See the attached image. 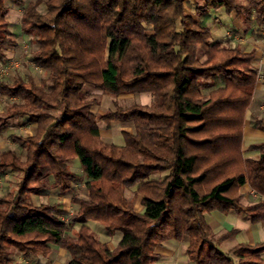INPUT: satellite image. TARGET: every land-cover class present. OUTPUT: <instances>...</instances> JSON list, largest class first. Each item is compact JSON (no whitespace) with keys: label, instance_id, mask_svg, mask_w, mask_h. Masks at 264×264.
<instances>
[{"label":"trees","instance_id":"obj_1","mask_svg":"<svg viewBox=\"0 0 264 264\" xmlns=\"http://www.w3.org/2000/svg\"><path fill=\"white\" fill-rule=\"evenodd\" d=\"M7 1L21 5L0 0V66L15 45ZM184 1L36 0L25 7L20 29L46 79L0 81V98L8 102L0 132L15 120L34 126L33 136L10 138L22 157L0 151V175H17L14 191L0 196V264H13L12 252L47 256L53 247L66 252L65 264H159L156 248L168 241L185 243L188 264H264V241L221 253L215 246L232 233L215 237L204 218L236 212L252 223L264 220L261 201L239 204L245 186L264 198V143L248 148L256 160L241 149L257 83L254 53L213 42ZM199 1L201 19L223 9L264 23V0ZM85 87L112 97L150 94L152 101L98 117V101ZM98 122L131 123L134 133L122 132L123 146L105 144ZM257 125L264 131V122ZM73 160L79 172L69 168ZM154 172L166 175L150 180ZM50 183L61 193L83 185L68 223L57 204L31 202ZM132 187L141 196L138 213L123 196ZM88 222L106 237L120 233V241L110 250Z\"/></svg>","mask_w":264,"mask_h":264},{"label":"crops","instance_id":"obj_2","mask_svg":"<svg viewBox=\"0 0 264 264\" xmlns=\"http://www.w3.org/2000/svg\"><path fill=\"white\" fill-rule=\"evenodd\" d=\"M186 10L187 9H185V12ZM215 11L217 15H214L213 17L208 15V17L203 18L204 23H206L207 25L211 23L210 24L212 28L210 31L211 34L212 32H217V24H219L220 22H224L223 34L218 35L217 39L213 38L214 39L213 42H219L222 43L223 45H230V46L232 45L234 47L239 48L243 54H249L252 52L254 53L255 60L252 66L257 73V79H256L257 83L252 93L251 102L246 110L244 117L241 149H242V156L245 159L256 160L258 157V153L255 151H249L248 148L254 144L264 143V131L261 130L257 125L258 122H264V83H263L264 43L262 41L264 36V23L261 25L256 24L254 22V17H251L249 20L246 21L244 20V18L237 17L234 12L226 13L224 10L222 12L221 9ZM11 12L12 11H10V9H7L6 21L8 20V18H11L12 16ZM188 14L192 17L190 13ZM19 29H20V20H19ZM5 60L7 63L8 62L7 60L10 59L6 58ZM7 67L8 66H6V68ZM258 75L260 77H258ZM151 101L148 99V103L146 104L149 105ZM95 109L96 108L93 109V113ZM98 123H97L98 128L100 127L99 130L101 128L108 130L106 134L99 133L101 140L114 141L116 136L118 137L120 136L122 138L121 145H115V146L124 145L122 132H127L130 134L134 133V128L131 123H116L120 126V128L117 129L118 132L115 131L116 133H111L109 131L111 123H115V122H111L107 126L103 122H98ZM14 124L19 126H33V125L24 124L23 120H15ZM14 124L13 121L8 122L6 129H8L11 125ZM102 142L105 143L104 141ZM105 144H111V143H105ZM69 163H68L69 168L71 170L74 169L72 171L75 172L80 171V169L77 167L76 164H73L72 167L69 165ZM56 189L59 191L58 188ZM69 195H70V191L66 193H61L60 198L63 199L62 201H64L65 198ZM123 196L127 201L133 204V208L135 212L138 213L142 211L141 196L135 194V191L133 192V190L130 189L125 190ZM62 201L59 200L54 204L59 205L58 203ZM258 201H261L263 203L262 210L264 212V198H259L258 195H256L253 191H251L247 186L243 187L240 190L239 204L242 207L253 206L257 204ZM62 210L66 212L65 211L66 209L62 208ZM205 221L208 224L211 231L214 233L213 235L215 237L229 232L232 233V235L228 239H226L219 245L215 246L218 249L223 244L229 242L228 245L226 244L225 249L223 251H220L221 253H227L230 249H232L237 245L245 244V245L253 246L255 244L264 241V220L252 223L250 218L242 213L228 212L226 214H221L219 212H211L207 214ZM86 225L88 226L91 232H94V234L97 235V238L100 240V242L105 243L110 250H112L121 239V235L118 232L114 233L111 237H106L103 234L102 228L100 226H97L94 222H88ZM185 248H186L185 243H177V242H169V241L165 242V244L162 243L160 246L156 248V252L160 255L159 264H173L174 259L178 261L174 264H188L185 255ZM52 249L53 250L51 251V253L48 254L47 256H40V255L23 256L22 254L16 252L14 254V258L11 259L13 261V264H65L67 260L66 252L58 247H53ZM262 258L264 259V254L262 255Z\"/></svg>","mask_w":264,"mask_h":264},{"label":"rangeland","instance_id":"obj_3","mask_svg":"<svg viewBox=\"0 0 264 264\" xmlns=\"http://www.w3.org/2000/svg\"><path fill=\"white\" fill-rule=\"evenodd\" d=\"M36 0H21V5L13 4L12 2L7 1L5 3L7 9H10L11 12V18H8L7 22L9 24L12 37L10 41L14 42V46L11 47L10 50L6 51V58L10 59L7 60L8 62H13L17 64H13V66L10 64L5 70V72L0 77V81L4 79L6 82L10 83L14 78H21L23 80L32 79L37 85H43L45 83L46 79V73H44L42 70L38 69L31 61H30V55L32 51L35 49V45L31 41L30 37L21 33L19 29V20H21L23 15V10L29 3L35 2ZM45 0H41V2H44ZM199 0H185L184 1V7L186 10V13H190L192 17L195 20H198V22H201L204 27H207L211 31L210 24L204 23L203 19L199 18V16L195 12V8L199 6ZM38 10L43 12L44 7L43 4L38 6ZM188 11V12H187ZM223 12V9H221ZM215 10L209 11V16L213 17L214 15H217L215 13ZM243 18V17H239ZM223 23L220 22L217 24V32H212L211 40L213 41V38H218V35L223 34ZM264 43V42H263ZM223 45L222 43H220ZM223 46H230V45H223ZM232 46V45H231ZM9 69V71H8ZM8 74V75H7ZM84 93L89 95L90 97L95 98L98 101L97 107H95L94 114H96L98 117L102 116L108 112H114L115 109H124L127 107H130L132 105H139V106H149L148 99L151 101V95L150 94H124L119 95L117 97H112L108 95H104L101 92L92 89L91 87H85ZM207 92H204L205 95ZM8 105V102L0 98V115L3 113L4 108ZM102 110V111H101ZM101 111V112H100ZM15 121H13L14 124ZM99 124V123H98ZM107 126V125H106ZM100 128V127H99ZM120 126L116 123H111L109 131L111 133L118 132L117 129H119ZM108 130H105L104 128H101L99 130V133L106 134ZM116 131V132H115ZM34 134V127L33 126H19V125H11L8 129L0 133V151H6L8 149H13L17 152V154L22 157L23 151L15 145L12 140L10 139L12 136H20L22 138L31 137ZM105 143H111L114 145H121L122 138L119 136H116L114 141H106L101 140ZM23 160V158H22ZM73 164H76L79 168V164L77 160H73L69 163L70 166L73 167ZM74 170V169H72ZM166 173H159L154 172L150 175L149 179L154 181H161L165 177ZM17 181V175L7 171L4 175H0V196H3L7 194L8 192L14 191L15 184ZM136 187H132L130 190L135 191ZM128 190V189H126ZM124 194V192H123ZM61 193L53 186L52 183L49 184V191L47 194L40 196V197H32L31 202H34L35 204H41V203H56L57 201H62L63 199L60 198ZM84 196V190L82 184H75L72 190L70 191V195L65 198L64 201L58 203L59 208L66 209L67 216L63 219L69 222L70 218L74 215L76 207L71 202L72 199L82 197ZM207 214H204V218H206ZM92 226V225H91ZM77 225H74V230H77ZM93 235L97 238V235L92 232ZM213 233V232H212ZM214 234V233H213ZM98 239V238H97ZM110 239V238H108ZM99 240V239H98ZM100 241V240H99ZM174 242V241H169ZM165 244V243H164ZM227 245L229 242L226 243ZM226 244H223L221 247L218 248L219 251H223L225 249ZM16 252H12L10 257L13 259L14 254ZM174 259V263H176Z\"/></svg>","mask_w":264,"mask_h":264},{"label":"built area","instance_id":"obj_4","mask_svg":"<svg viewBox=\"0 0 264 264\" xmlns=\"http://www.w3.org/2000/svg\"><path fill=\"white\" fill-rule=\"evenodd\" d=\"M263 42H264V36H263V40H262ZM12 65L13 66V64H17L16 62L15 63H13V62H7V63H5V64H2L1 66H0V77L2 76V74L5 72V68H6V66H9V65ZM258 77H260L259 75H258ZM65 222H67V221H65Z\"/></svg>","mask_w":264,"mask_h":264}]
</instances>
